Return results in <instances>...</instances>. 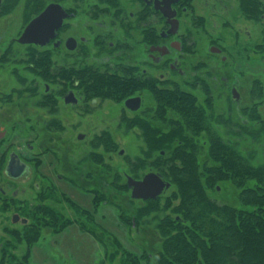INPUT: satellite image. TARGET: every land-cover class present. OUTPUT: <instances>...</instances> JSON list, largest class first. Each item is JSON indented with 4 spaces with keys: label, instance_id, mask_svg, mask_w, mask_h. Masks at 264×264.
Returning <instances> with one entry per match:
<instances>
[{
    "label": "rangeland",
    "instance_id": "1",
    "mask_svg": "<svg viewBox=\"0 0 264 264\" xmlns=\"http://www.w3.org/2000/svg\"><path fill=\"white\" fill-rule=\"evenodd\" d=\"M4 1V7L2 8H5V10L0 8V10H3L0 12V56L3 54L2 49L5 45V48H8L10 53L7 54L8 56L3 60L2 65H0V91L7 92L13 83L17 84V88L13 89L10 95L9 101L11 105L6 104V107H10L8 111L12 116L16 117L15 119H19V113H25L30 119L29 122L33 123L34 129L37 128V124L34 123L36 118L41 119L42 124L40 128L42 133H44L43 140L48 143L50 136L55 137L59 147L58 158L60 162L62 160L64 165L59 164L58 166V162L52 158V154H44L42 170L44 174L53 179L54 184L58 187V192L55 193V196L49 197L48 202L43 203L42 214L40 216L37 215L27 220V230L32 227L38 230L37 240L33 243L31 242L29 247L22 240H19L17 242L18 245L14 247L11 241L10 249L0 251L1 258L5 256L7 264L21 263L24 261L21 259L23 253L27 251V264H120L123 256L120 252L121 250L118 248L122 246L127 252L137 257L138 264H158L155 255L160 250L162 240L158 226L168 216L180 217L179 219H181L180 215L182 214L174 212V210L179 205V202L183 201V198L182 195L176 194L175 185L170 184L156 201L158 208L155 209L156 203L142 202L131 198L130 189L126 192L120 190L122 188L120 184L125 179V172H127L126 174H132L133 170L136 173H141L148 169V167H146L147 169L136 167L137 161L142 159L149 161V163L152 161L144 156V154L142 155L141 150L144 148V142L142 140L141 124L140 126L137 125L139 127H135L132 123L121 119L123 117L121 114L131 116V112L120 104L121 100L109 97L105 99L101 98L100 102L92 106L90 111L58 105L57 113L55 114L60 123H56L54 126L51 124V128L45 127V123L51 117L50 112L52 111L48 110L46 106L35 104L41 95L43 85L35 83L30 79L33 76V72L28 69L29 66H33L36 62L39 65V62L35 61L34 58H37L40 53L35 54V51H31L29 47L17 45L15 41H12L10 46L7 43L9 38L17 36L28 18L37 11L34 8L39 7L40 3L42 7L47 2L57 1L60 5L62 4L64 10L67 7L70 10L73 9L75 12V18H70L66 21L68 25L62 31L64 35L71 34L76 38L83 35L88 41L84 46H87V49H91V45L89 47L88 45L92 38L89 31L86 30V25L89 24L94 33L100 32V35H105H103L105 37L104 40L100 43L103 46L105 41L112 39L107 35V30L111 28L114 30L118 29L120 25L115 22V16L110 15L111 17H109V14L106 17V21L99 19L98 16H101V14H98L101 11L99 9L97 12L94 11V18L97 21L89 20L90 13L94 8L105 6L109 7L106 12L110 13L112 12L111 9L115 6H128L130 0ZM110 18L114 19L112 21L114 23L113 26L110 22L111 25L106 29L98 28L108 23ZM250 35V39H244L241 44L237 43L235 46L227 36H223V33L220 34V37L224 40L223 44L226 49L234 50L236 48L234 50V52L236 51V60L231 57L230 53L229 55L227 54L228 60L230 62L234 61L231 64L229 63L224 72L219 73L220 76L224 75L226 78L221 79L218 77L217 80H212V84L215 85V88H218L220 94L213 95L212 112L206 111L210 114V117L213 116L209 121L213 120L219 126L217 129L216 126L214 128L213 125H210L215 131V135H220L222 142L226 143L227 141L234 144L251 163L257 165L264 163V19L260 22L259 26L250 30ZM98 38L100 39L101 37L99 36ZM260 43H262L260 47L255 46V44ZM106 48L104 47L98 52L96 50L95 52L97 53L93 56L95 57L94 59L98 60L104 56L109 57L117 50L116 48L108 51ZM130 52L131 56L128 61H137V58H141L142 51L140 48H136ZM50 54L51 52H49ZM66 54L67 52L62 49L52 51V57L54 56L55 59L58 57L65 64L70 63L73 59ZM49 55L47 58H50ZM42 61L44 62L45 60L43 59ZM23 66H27L28 68H23ZM15 67L17 71L20 70L29 79H26L22 83L16 81L17 76L13 74ZM233 73H235V76H233ZM119 82L121 84L125 83L120 80ZM157 83L154 82L153 85L156 86ZM231 83L236 84L239 88L238 104H235L234 99L229 95ZM50 85L53 87V83H50ZM147 86L145 85L141 89L133 91V93L137 91L142 94L147 104L146 106H150L155 103L154 99L156 100L157 95L155 93L151 95L148 91L143 90ZM33 87L37 89L35 93L30 90ZM150 87L152 86L150 85ZM158 93L160 97L164 95L163 92L159 91ZM0 102L2 103L3 101ZM249 107L254 108L253 116ZM148 112L154 113L151 110ZM213 113L219 116L217 120ZM169 114L172 115L171 112ZM226 114L228 116L230 114L229 119H224V115ZM52 120L54 121V119ZM151 120L156 125L159 123L163 124L162 128L165 131L170 127H167L166 121H159L154 118ZM132 121L135 122V120ZM145 121L146 119L143 120L144 123ZM150 125L152 126L153 124ZM79 132L84 136L77 138ZM104 134L110 135L112 142H114L113 146L108 150L99 141ZM205 135V132L202 133V136ZM11 136L12 140L17 141L16 134H11ZM26 136L29 137L27 138L29 140L34 136V132H28ZM210 138L211 141L213 139L216 140L215 137ZM218 138L221 140L220 137ZM31 141H34V138ZM197 150L198 158L201 162L204 161L203 164L205 162L207 164L206 160H210L208 159V146L202 144V147ZM86 155L88 157L87 164L90 166L88 176L90 181L87 187V189L90 188L89 193L73 187V185L63 179L58 180L54 174V171L57 170L59 173H62V176L65 177L64 179L72 177L70 175L72 173L70 172L75 168L76 162ZM220 163L221 161L216 162L218 168H220ZM104 164L113 166L110 172L106 170V172H103ZM67 165L68 167L71 166L69 171L66 169ZM78 168H81L80 165H78ZM84 168L87 169L88 167ZM149 168L155 170L151 166ZM204 168H206L205 174L210 175L201 174L199 178V181H201L200 188L205 190L210 201L218 205L229 204L231 206L243 207L240 202V192L243 187L256 186L255 180L245 177L243 180L241 179L244 181L243 184L238 185L240 181L234 178L232 173H229L225 177L224 174L223 176H215L216 174L214 173L218 171L216 167H213L216 172H213V169L210 168L211 173H209V166H204ZM75 170L77 168L74 169V173L76 172ZM115 172H121L119 173L120 177L115 179L120 184H113V188H111L109 186L111 183L108 180L111 181V177ZM96 173H99L97 177L94 176ZM168 177H171V175H168ZM99 186H103L104 191H114L115 200H112V202L102 201L101 199L95 201L93 199L94 191L92 190H99ZM25 188L27 200L32 199L35 191L30 181H26ZM138 210H140L139 214ZM145 211L148 213H145ZM122 213L130 215L131 218L124 220L121 216ZM9 222L11 220L0 218V240L4 236L2 224ZM31 222L35 225H29ZM181 222L184 225H190L185 219ZM13 223L10 225L11 227L13 226V229H20L21 226L17 225L19 223ZM115 238L121 243V246L113 241ZM8 251L11 253V256L5 253ZM144 253L148 254V260L141 256Z\"/></svg>",
    "mask_w": 264,
    "mask_h": 264
},
{
    "label": "flooded vegetation",
    "instance_id": "2",
    "mask_svg": "<svg viewBox=\"0 0 264 264\" xmlns=\"http://www.w3.org/2000/svg\"><path fill=\"white\" fill-rule=\"evenodd\" d=\"M4 2V0H0V8L3 7L1 5ZM52 2L57 1L47 2L42 7L40 3L39 7L35 9L37 11L33 10L35 13L22 26L17 36L7 40L9 46L12 41H15L17 45L29 47L31 51H35V54L40 53L37 58H34L35 61L39 62V65L36 62L35 64L32 63L33 66H29V68L27 66H23V68H28L33 72V76L30 78L33 82L43 85L41 95L35 104L46 106L48 110L52 111L50 112L51 117L45 123V127L49 128H51V124L54 126V124L60 123L55 114L58 105L90 111L92 106L100 102L101 98L92 96L88 90L91 70L93 74L116 76L124 82L131 80V82L147 83L148 86L143 90L148 91L151 95L155 91L163 93L179 91L184 95L182 97L183 103H186L187 100H193L192 105L198 110L193 112L194 108L188 109L189 116L183 111L184 108L177 112L166 101L164 102L165 117L168 118L164 121L167 122V127L170 123L184 127L187 120L194 122L197 121L196 117L200 116L202 122L199 121V124L205 122L204 128L213 125L214 128L216 126L218 129L217 122L215 124L213 120L209 121L213 116L210 117L206 111L212 112L213 95L220 94L218 88L212 84V80L215 81L218 77L226 78L224 75L220 76L219 73L224 72L229 63L231 64L236 60V51L234 52L236 48L234 50L226 49L220 34L223 33V36H227L236 46L237 43L241 44L244 39H250V30L259 26L264 19V0H130L128 6H115L111 9L112 12L109 11L110 13L106 12L109 9L106 6L94 8L90 13L89 20L97 21L94 18V11L97 12L99 9L102 11L98 13L101 14L98 16L99 19L106 21L109 14V17L115 16V22L120 25L118 29L107 30V35L112 39L105 41L103 46L100 43L104 40L105 35H100V32L94 33L89 24L86 25V30L89 31L92 38L88 45V47L91 45V49L84 46L88 41L83 35L76 38L71 34H63L62 31L68 25L66 21L75 18L74 10L67 7L65 11L68 15L63 20L62 26L55 31L54 37L43 44L19 42L18 38L30 20L40 14ZM172 12V16L167 15V13ZM113 20L110 18L108 23L98 28L106 29L111 23L113 26ZM70 38L72 41L68 42ZM261 44H255V46L260 47ZM5 47L6 45L2 49V56H0V65L10 53V50ZM104 47H107L108 51L116 48L117 50L109 57L104 56L95 60L93 56ZM136 48L141 49V58H137V61H128L131 56L130 51ZM60 49L67 52L66 55L71 56V59L73 58L70 63L65 64L58 57L56 59L54 56L52 57V51H59ZM96 50L97 52H95ZM49 52H51L50 55ZM229 53L234 59L231 62L228 60ZM48 55L50 58H47ZM43 63L45 64L43 65ZM13 74L17 76L16 81L19 83L29 79L20 70L17 71L16 67L13 69ZM154 82H158L156 86L153 85ZM50 83H53V87ZM16 85L13 83L7 92L0 91V101H3L0 102V218L11 220L7 224H2L4 236L0 240V251L5 250L9 245L10 231L13 230V226H10L11 223H19L17 225L21 226L20 229H22L29 218L42 214L43 203L48 202L49 197L55 196V193L58 192V187L54 184L53 179L44 174L42 170L44 154H52L51 156L57 160L58 166L59 164L64 165L62 160L60 162L58 158L59 147L55 137L50 136L48 143L43 140L44 133L40 128L41 119L36 118L34 123L37 124V128L34 129L33 123L29 122L30 119L25 113H19V119H15L16 117L8 111L10 107H6V104L11 105L10 95L12 90L17 88ZM238 89L234 83L229 86V95L234 99L235 104L239 103L240 91ZM30 90L35 93L37 89L33 87ZM68 93H70L68 99L71 97L74 103H71L70 100L65 101ZM129 98H139V106L136 109L132 110L125 105V101ZM154 101V104L146 106L142 94L137 91L130 94L121 100L120 104L131 112V116L121 114L123 116L121 119L132 123L135 127L140 126V120L146 119L153 124L152 126L158 128L157 136H161V133L165 132L162 128L163 124L156 125L151 120L155 116L157 101L155 99ZM147 110L154 113L151 114ZM213 115L217 120L219 116L214 113ZM229 116L228 114L224 115V119H229ZM162 119L157 120L163 121ZM204 128L199 131L202 141L207 140L206 135L202 136V133L207 134L208 132ZM28 132H34V136L29 140L27 139L29 137L26 136ZM188 132L193 137L192 132ZM11 134H16L17 141L12 140ZM83 136L80 132L77 134V138ZM33 138L34 141H31ZM203 144L205 145L204 142ZM87 159L86 155L76 162L74 166V169L77 168L76 172H73L74 169L70 172L72 177L64 179L62 173L57 170L54 171L55 177L89 193L90 188L87 189V187L90 181L88 177L90 166L87 164ZM78 165L81 168H78ZM70 167L66 166L67 171ZM148 172L157 173L165 182H168L159 172L148 167L146 171L137 173L138 176L133 170L132 174L125 172V179L122 184L128 188L127 176L140 180ZM27 180L31 182L35 191L34 197L30 200L26 198L25 183ZM100 188L101 186H99ZM0 264H7V261L4 263L1 254Z\"/></svg>",
    "mask_w": 264,
    "mask_h": 264
},
{
    "label": "trees",
    "instance_id": "3",
    "mask_svg": "<svg viewBox=\"0 0 264 264\" xmlns=\"http://www.w3.org/2000/svg\"><path fill=\"white\" fill-rule=\"evenodd\" d=\"M1 6L4 7V4ZM90 72L88 89L92 96H99L102 99L111 97L116 100H123L133 94V91L147 85V83L141 81L131 82V80L121 84L120 79L116 76L93 74L91 70ZM155 94L157 95V103L154 119L163 118V121L168 119L165 117L166 112L163 106L165 101L177 112L184 108L183 111L187 116H189L188 109L192 110L194 108L193 112L198 110L192 105L193 100H187L186 103H183L182 97L184 95L179 91L163 93L162 97L158 95L157 91H155ZM159 103L162 104L159 105ZM250 110L253 116L254 108H250ZM200 119L201 117L198 116L196 117L197 121L190 122L187 120L184 127L170 123L171 125H168L170 127L164 133H161V136H157L159 130L156 126H151L148 120L145 123L140 120L144 142V148L141 150L142 155L144 154L152 161L149 163V161L142 159L137 161L136 167L146 168L151 166V168H155L169 183L171 182L170 184L175 185L176 194L182 195L183 198V201L179 202L174 210V212L182 214L180 215L181 219H179L180 217L168 216L158 226L162 240L160 250L155 255L157 263L264 264V163L257 165L251 163L234 144L227 141L226 143L222 142V137L215 135L212 127L204 128L205 122L201 123L202 125L199 124V121L202 122V119ZM203 128L208 131L206 141H202V137H200L199 131ZM188 131L192 132L193 137L189 135ZM195 133L197 134L195 135ZM210 137H215L216 140L211 141ZM99 141L107 150L114 144L108 134H104ZM203 142L208 146V159H212L211 161L206 160L207 164L206 162L203 164L204 161L201 162L197 154V149L200 146L202 147ZM220 161V168H218L216 162ZM204 166H209V173H211L210 168L213 169V172H216L213 168L216 167L218 171L214 173L215 176H223L224 174L225 177L232 173L234 178L239 179L238 185L243 184L244 181L242 180L245 177L255 180L256 186L243 187L240 192V202L243 207L229 204L218 205L210 201L205 190L200 188L201 181H199V178L206 171V168L203 169ZM104 167L103 172H110V169L113 168L110 164H104ZM119 173L115 172L111 177V181L108 180L111 183V185L109 184L111 188H113V184H120L115 180L120 177ZM98 174L96 173L94 176L97 177ZM136 175L138 176L137 173ZM168 175H171V177H168ZM120 187H122L120 190L123 192L128 190L125 184H120ZM103 188L101 186L100 191L97 189L92 190L94 191L93 199L95 201L101 199L106 202L115 200V192L104 191ZM157 200L158 198L150 199L148 202L156 203V209L158 208ZM139 211H137L138 214ZM147 211L149 212V210ZM148 212L145 211V213ZM136 215L137 213L134 216L136 217ZM121 216L124 220L131 218L130 215L124 213ZM184 219L190 223L189 226L182 224L181 221ZM29 225L35 224L31 222ZM37 237L38 230L34 227L27 230V225H25L22 229H13L10 231L9 245L5 250L10 249L12 242L14 247L17 246L19 240L24 241L29 247L31 242L37 240ZM113 241L121 246L116 238ZM118 249L121 250L123 256L120 264H138V259L134 254L127 252L122 246ZM5 253L11 256L9 251ZM141 256L147 260L149 259L148 254L144 253ZM9 259L11 260L10 257ZM21 259L24 261L21 263L15 262L14 264H27V251L23 253ZM3 261L5 263V256Z\"/></svg>",
    "mask_w": 264,
    "mask_h": 264
},
{
    "label": "water",
    "instance_id": "4",
    "mask_svg": "<svg viewBox=\"0 0 264 264\" xmlns=\"http://www.w3.org/2000/svg\"><path fill=\"white\" fill-rule=\"evenodd\" d=\"M67 15V12L59 3H49L40 14L30 20L18 41L21 43H45L54 37L55 31L62 26L63 19ZM167 15L172 16L173 12L167 13ZM70 41H72L71 38L68 39V42ZM69 94L65 97V101L70 100L71 103H74L71 97L68 99ZM125 105L134 110L139 106V98H129L125 101ZM126 183L130 189V197L143 200L157 198L165 188L170 186L168 182H165L160 175L154 172L146 173L140 180L127 176Z\"/></svg>",
    "mask_w": 264,
    "mask_h": 264
},
{
    "label": "bare ground",
    "instance_id": "5",
    "mask_svg": "<svg viewBox=\"0 0 264 264\" xmlns=\"http://www.w3.org/2000/svg\"><path fill=\"white\" fill-rule=\"evenodd\" d=\"M165 189H167V188H165ZM165 189H164V190H165ZM164 190H163V191H164ZM163 191H162V193H163ZM162 193H161V194H162ZM161 194H160V195H161ZM160 195H159L157 198H159ZM137 200H138V199H137ZM140 200H143V199H140ZM148 200H150V199H145V200H143V201H148Z\"/></svg>",
    "mask_w": 264,
    "mask_h": 264
}]
</instances>
